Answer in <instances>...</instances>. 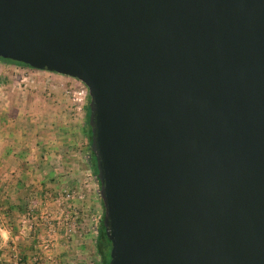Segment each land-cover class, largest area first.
Listing matches in <instances>:
<instances>
[{"label":"water","instance_id":"water-1","mask_svg":"<svg viewBox=\"0 0 264 264\" xmlns=\"http://www.w3.org/2000/svg\"><path fill=\"white\" fill-rule=\"evenodd\" d=\"M0 58L87 87L108 264H264V0H0Z\"/></svg>","mask_w":264,"mask_h":264},{"label":"rangeland","instance_id":"rangeland-1","mask_svg":"<svg viewBox=\"0 0 264 264\" xmlns=\"http://www.w3.org/2000/svg\"><path fill=\"white\" fill-rule=\"evenodd\" d=\"M88 98L76 79L0 61V133L6 156L19 161L9 173V198L0 200V225L12 228L8 243L21 246L0 247V264H101ZM7 249L12 254L3 261Z\"/></svg>","mask_w":264,"mask_h":264},{"label":"crops","instance_id":"crops-1","mask_svg":"<svg viewBox=\"0 0 264 264\" xmlns=\"http://www.w3.org/2000/svg\"><path fill=\"white\" fill-rule=\"evenodd\" d=\"M2 136L3 134L0 133V200L2 201L1 204L3 205L4 198L5 200L9 198V190L11 188V184L15 182L12 177H9V173L10 171H12L11 169H13L16 164H19V161L10 158V156H6L7 150L5 149L6 147H4L6 139L4 138V136ZM11 230L12 228L4 224L0 225V235L2 236L0 239V247L4 249L6 247H11L10 243L14 242V245H16L20 249L21 246L19 245L18 241L15 242L13 239H11V241L8 243L9 233ZM11 254V249H7V251H3L1 258H3V261H9ZM100 263L102 264L101 260Z\"/></svg>","mask_w":264,"mask_h":264},{"label":"trees","instance_id":"trees-1","mask_svg":"<svg viewBox=\"0 0 264 264\" xmlns=\"http://www.w3.org/2000/svg\"><path fill=\"white\" fill-rule=\"evenodd\" d=\"M0 61L5 62V63H10V64H16L19 66H23V67H28L26 65L20 64V63H16V62H12L9 60H3L0 58ZM29 68V67H28ZM90 99L88 98V101ZM88 120H89V107H86V138H87V142H88V150H89V158H88V165L92 171V173L94 174L95 180L97 182L98 188L100 187L99 182L97 180V170L95 167V157L94 154L91 152L90 146H91V134H90V128L88 125ZM99 193V190H98ZM102 206V204H101ZM104 211H103V206L101 209V213H100V217L98 219V223H97V236H96V244H95V250L96 253L98 255V257L100 258L102 264H108L109 262V251H110V243L107 239L106 236V232L103 226V219H104Z\"/></svg>","mask_w":264,"mask_h":264}]
</instances>
